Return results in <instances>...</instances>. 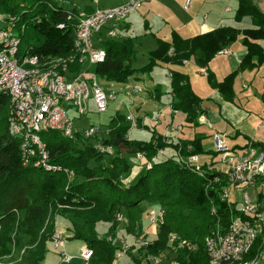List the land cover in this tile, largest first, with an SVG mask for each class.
Here are the masks:
<instances>
[{
  "label": "trees",
  "instance_id": "obj_1",
  "mask_svg": "<svg viewBox=\"0 0 264 264\" xmlns=\"http://www.w3.org/2000/svg\"><path fill=\"white\" fill-rule=\"evenodd\" d=\"M89 9L63 5L56 0H0V13L13 19L2 24V28L11 24L18 34L19 56L29 55L41 64L75 52L78 22L75 15L80 10ZM235 21H249L251 25L244 29L223 26L191 39H184L175 32L170 40L157 39V47L142 69L133 67L137 56L136 42L108 37L112 27L109 26L95 37V45L106 51V59L90 70L100 78L125 85L137 71L150 72L164 64L183 66L185 61L192 60L201 68H208L219 52L231 48L239 38H242L246 50L239 71H254L264 66V11L255 0H238ZM84 68L76 63L71 66V71L78 73ZM172 72L169 82L174 108L185 115L184 131L186 127L193 130L200 126V118L205 117L207 110L202 108L203 99L194 92L189 76L175 68ZM238 73H231L222 82L209 74V82L226 100L232 101ZM155 93L158 101L165 95L161 87L156 88ZM10 111L9 97L0 93V258L8 257L16 250L20 256L17 264H44L47 244L56 233V219L71 215L77 221L73 222L70 239L82 240L93 250L88 264H115L117 252L122 249L113 239L123 223L117 217L123 210L128 212L129 218L122 215L127 231L134 236L137 232L141 237L144 235L142 205L157 202L164 211L157 239L145 248L131 246L128 255L137 251V257L144 259L146 255L147 260V256L160 257L165 252L169 264H208L206 237L217 219L224 228L228 227L232 214L238 213V207L221 200L220 187L226 184L225 181L215 185L216 189H206L207 181L190 172L176 158L179 148L185 156L198 154L210 160L218 157L215 149L205 150L202 136L196 134L192 139L183 136L180 144L166 145L155 131L149 142L132 140L128 135L130 124L121 113L105 126L101 138L97 135L86 139L78 132L74 139H70L59 131L43 132L41 139L50 153L51 164L74 173L69 181L63 172L48 173L24 165L20 140L9 131ZM139 127H144L141 120ZM99 143L113 147L115 155L100 153L97 149ZM250 145L264 153V145L255 141L243 150ZM163 148L168 149L165 158L150 169L144 167L141 174L131 180L134 165L130 156L143 153L152 160ZM34 183L38 195L36 200H30L26 190ZM213 208L217 210L216 215L212 214ZM20 221L22 230L16 228L13 231L11 227L16 223L19 227ZM100 222L108 225L109 238L96 233ZM174 230L189 238L191 247L172 246L170 235Z\"/></svg>",
  "mask_w": 264,
  "mask_h": 264
},
{
  "label": "built area",
  "instance_id": "obj_2",
  "mask_svg": "<svg viewBox=\"0 0 264 264\" xmlns=\"http://www.w3.org/2000/svg\"><path fill=\"white\" fill-rule=\"evenodd\" d=\"M60 1V0H56ZM148 0H126L125 3L113 7H101L99 0H93L95 7L89 11L80 10L75 18L76 37L75 52L68 57L41 64L29 55L19 56L20 39L11 28H0V93L9 97L11 111L9 113V131L19 138L23 163L26 166L41 168L48 173H65L69 181L74 173L60 166L51 164L50 153L41 139V134L48 131H59L65 137L74 139L76 133H82L86 139H92L102 134V127L90 126L84 130L75 128L70 111H76L79 116L88 113L92 102L98 114L106 113L112 103L115 107L114 117L120 113L119 106L128 110L126 116L130 124L128 135L139 128V119L133 113L135 103L129 97H121L120 93L108 92L99 83V76L90 68L101 64L106 59V51L95 45V37L110 24L108 37H116L118 23L122 22L132 10H137ZM1 22V15H0ZM229 54L222 51L219 54ZM79 63L85 68L72 72L71 66ZM168 77L172 75L169 73ZM132 91L144 92L142 87ZM166 105L169 110L168 125L165 132L160 134L164 144H180L183 137L184 124L175 123V117L180 114L174 108V95L165 93ZM160 110L155 122L162 123ZM148 116L144 118L147 119ZM142 121V124L144 122ZM204 121V117L200 118ZM144 125V124H143ZM214 149L219 154L218 159H208L198 154L183 155L182 148L177 150V159L195 175L207 181L206 189H216L215 185L226 182L220 187L219 196L228 205H237L230 196L233 189L243 192L249 187L259 185L258 200L253 203L249 194H243L241 208L233 213L228 227L224 228L217 219L215 227L205 239L208 254V264H261L264 261V153L251 145L242 152L234 151L226 141V135L214 133ZM100 153L114 156L115 149L98 144ZM167 148L158 150L152 160L143 153L135 154L142 166L150 169L154 163L160 162L167 155ZM191 147L188 148V152ZM132 164H136L131 161ZM212 214L217 210L213 208ZM149 221L155 226L164 221V211H151ZM124 222L122 215L117 217ZM170 241H177L180 246L191 247L186 240L177 235H170ZM54 249H60L63 262H70L73 256L66 253V240L61 234L55 233L52 241ZM119 255L128 254L131 246L121 242ZM149 245L146 240L139 241L134 247L145 248ZM93 256V250L85 245L79 251L78 259L82 264H88ZM148 262L160 264V257L147 256ZM172 264H179L173 262Z\"/></svg>",
  "mask_w": 264,
  "mask_h": 264
},
{
  "label": "rangeland",
  "instance_id": "obj_3",
  "mask_svg": "<svg viewBox=\"0 0 264 264\" xmlns=\"http://www.w3.org/2000/svg\"><path fill=\"white\" fill-rule=\"evenodd\" d=\"M16 1L18 2L20 0ZM99 1L100 6L102 7H112L114 5L121 4L124 0ZM59 2L63 5L78 6L83 9H85L86 7H90V9L95 7L93 0H60ZM125 2L126 0L123 3ZM255 2L258 5H260L261 3H263L262 5H264V0H255ZM237 6L238 0H148L142 3V5L137 10H132L122 22L118 23V26L116 28V37L113 39H132L136 42L137 56L133 67L135 69H142L149 63L150 53L157 47V39L161 38L170 40L173 32L184 39H191L207 34L213 31L215 28L221 27L223 25L240 29L250 27L251 24L249 21H245L243 23H237L235 21V11ZM0 15V28H2V24L7 23L8 20L13 21V19H9L5 14L0 13ZM126 24L130 26V31L125 28ZM109 26L112 25L110 24ZM244 49L245 48L242 43V38H239V40L233 45L232 53L244 51ZM224 58L227 57L224 56L223 59ZM190 63L194 67V62L191 61ZM163 66H159L151 70L150 72L145 73L137 71L134 76L130 77L129 83L125 85L99 78L100 85L104 87V89L108 92L120 93L121 97H128V94L130 93L129 97L135 103V105L133 106V113L136 118L143 119L146 117V114L148 115L147 121L143 122L144 127L134 129L130 134L132 140L149 142L152 139L153 133L155 131L158 134H162L165 132L166 126L168 125V120L167 118H165V116H167L169 113L167 111L164 112L162 116V123H157L151 120V118L157 116V113L159 112V106H157L156 102L149 97V93L154 91L156 87H161L164 90H168L170 87L169 80L172 79V77L169 78L167 76L168 80L166 79L167 71ZM169 73L173 76L172 71H170ZM195 73L198 72H192V75L195 76ZM255 75H258L257 78H260V75H264V66H261L260 71H257ZM242 79V76L238 75V79L236 82L237 88L241 86L240 83L242 82ZM193 81L196 82L195 84H197V86H200L203 82L207 83L208 88H203L202 90L198 88V94L204 100L203 107L212 109V115H215L214 110H216L218 114V110L214 106L215 103H211L208 100L211 97L209 95L211 93V87L208 79H200V81L194 79L192 80V83ZM137 87H142L145 91H132ZM117 104L118 103H112L109 107V110L103 114L97 113L92 102L90 103L88 113L85 115L79 116L78 114H76L75 109L70 111L75 128L84 130L90 126L95 125L102 127V130H104L106 128L105 126H107L110 123L111 119L114 117L115 107ZM140 107H142L141 110L137 112ZM119 111L122 115L125 116L129 114L128 110L123 105L119 106ZM182 122V118H175V123ZM186 126L187 124H185V127ZM189 129L190 128L186 127L183 136L187 138L191 137L193 131ZM98 136L99 138H101L103 136V133L99 134ZM205 144H209L208 141L205 142ZM237 151L242 152V149H238ZM218 158L219 157H216L215 159ZM130 159V161L136 163L133 164L134 169L132 171L133 174L131 178V180H134L138 177V175L141 174L144 167H141L142 163L137 159L136 155L130 156ZM36 187L37 184L34 183L31 188L26 190V196H28L30 200H36V197L38 195V190ZM259 190H262L259 185H256L254 187L251 186L243 192H237L235 191V189H233L230 199L232 200V202L237 203V207L241 208L243 203V194H249L252 202L255 203V196L258 195ZM142 208L144 211L142 215L144 235L140 237L137 232L135 236L129 234V232L127 231V224L124 222L120 223L119 228L116 232V236L113 238L114 243L117 244L120 248H122V241H125L128 246H134V244H137L139 241L146 240L147 242H153L157 239L160 231V224L154 226L149 221L148 217L151 211H156L157 213L160 212V204L157 202H152L149 204L147 203L143 204ZM121 213L123 216H125V218L129 216L128 212H126L125 210H123ZM22 215H24V213H22ZM75 219L71 215H67L66 217H58L56 219V229L58 228L66 233L63 235L64 238H72L73 233H71V230H73V222L76 223L77 221ZM50 223L51 221L49 222L48 226L50 225ZM21 224H23L22 221H20L19 227L16 226L17 223L14 226L11 225L12 230L14 231L17 228L19 231H21ZM108 230V225L102 222H100L96 227V233L101 237H108ZM172 234L177 235L181 240H186L190 244V239L187 237L185 238L183 235L179 234L178 231L176 232L174 230ZM171 243L173 244L172 246L179 244L177 241ZM84 246L85 243L82 240L68 239L66 241L65 251L68 255L78 258L79 251ZM47 251L48 253L46 255L44 264H61L60 252L62 251V248L58 250L54 249V244L50 242L47 244ZM137 254V251H132L129 255L123 254L121 256H118V251L115 264H156L155 261H151L150 263H148L146 260V255H144L145 257L143 259L137 257ZM165 254L166 253L164 252V254L160 255V264H169L164 257ZM18 256V252L15 250L8 257L0 258V264H17L20 258V256ZM132 256L135 259H132ZM69 264L81 263L79 260L75 259ZM261 264H264V261H262Z\"/></svg>",
  "mask_w": 264,
  "mask_h": 264
},
{
  "label": "crops",
  "instance_id": "obj_4",
  "mask_svg": "<svg viewBox=\"0 0 264 264\" xmlns=\"http://www.w3.org/2000/svg\"><path fill=\"white\" fill-rule=\"evenodd\" d=\"M262 4L263 3H261L259 6L264 11V5ZM125 28L128 29L129 31L131 30L128 24H126ZM232 48L233 46L229 49L223 50L229 52V54H224V53L219 54L220 53L219 52L216 55V57L213 59V61L208 65V68H201L194 61H193L194 62L193 63L194 67H193L190 63L192 60L188 62L185 61L183 66H173V65H165V64H164L165 66H163L167 71L166 73L167 80H168L167 76L169 72L172 71V69L174 68L186 73L189 76L194 92L199 97L201 96L198 94L199 92L198 90L199 89L202 90L203 88L205 89L208 88L207 83L201 82L202 84L200 86L199 85L197 86V84H195L196 82L193 81L192 83V80L194 79L200 81V79L205 80V78H207L209 82V74H212L216 81L222 82L228 75L237 71L239 72L238 75L242 76L243 79L242 82L240 83L241 86H239V88L236 87L238 76L235 80V84H234L235 98L232 101L226 100L225 97L209 82L211 87V93L209 95L211 97L208 100L211 103L212 102L215 103L214 106L218 110V114L217 111L214 110L215 115H212L211 114L212 109L210 108L207 109L203 107V103H202V108L207 110V113L204 117V121L201 122L200 126L192 130L193 134L190 137V139H192V136L196 134L202 136L204 138L202 144L205 150L207 151L214 150L215 148L214 139H213L214 133H221L226 135L227 144L231 149H237V150L242 149L243 151L244 147L248 146V144L251 143L252 141L259 142L264 145V75H260V78H257L258 75H255L257 71L258 72L260 71V68H257L256 69L257 71L240 72L239 71L240 64L245 56L246 50L244 49V51L232 53ZM224 56L227 58L223 59ZM192 72H198V73H195L194 76L192 75ZM155 89L154 91L149 93V97L156 102L157 106H159V108L158 107L157 108L160 112L161 109L163 110L165 109V105L167 103L166 96L164 95L161 98V101L160 100L158 101L156 99L158 93L157 92H156L157 94L155 93ZM170 90H171L170 87L168 90L167 89L164 90L161 88V91L164 94L169 92ZM141 108L142 107H140L137 110V112L140 111ZM166 111L169 112V110H164L161 115V119L164 112ZM159 112L157 113V116ZM145 116L148 115L146 114ZM168 116L169 113L167 116H165L167 120H168ZM156 117L151 118V120L154 121ZM176 117L182 118L183 120L182 123H184L185 121L184 114L180 113ZM139 120L143 121L144 118ZM145 121H147V119H145L144 122ZM207 141L209 144L206 145L205 142ZM261 191L262 190H259L258 192ZM255 198L257 201L258 196H255ZM56 233L61 234L63 238H64L63 235L66 234L64 233L63 230H60L58 228L56 229ZM64 239L67 241L70 238L65 237ZM60 256H61V252H60ZM75 259L79 260L80 263L82 264L81 260L75 257H73V259L70 262H63L62 256H61V264H69Z\"/></svg>",
  "mask_w": 264,
  "mask_h": 264
}]
</instances>
